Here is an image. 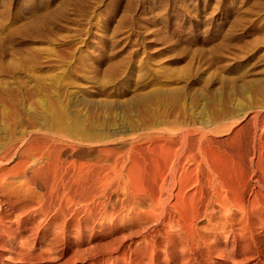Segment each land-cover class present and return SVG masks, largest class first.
Masks as SVG:
<instances>
[{
  "label": "rangeland",
  "instance_id": "rangeland-1",
  "mask_svg": "<svg viewBox=\"0 0 264 264\" xmlns=\"http://www.w3.org/2000/svg\"><path fill=\"white\" fill-rule=\"evenodd\" d=\"M250 103L264 104V0H0V139L3 141L31 132L41 136L31 141L34 149L49 146L51 142L47 140L55 137L48 131L52 122L58 117L67 121L73 114L86 120L88 128L91 123V129L104 131L105 141L94 149L100 158L109 161L128 148L122 143L123 136L150 132L154 128V116L159 114L161 127L158 125L155 131L167 123L171 128L178 125L173 122L185 121L179 125L186 123L195 129L194 141L201 137L197 144H205L209 151L216 149L219 157L223 154L226 158L220 157L223 161L228 160L235 167L240 159L241 164L247 160L250 150L247 135L251 137L254 124H264L261 122L264 107H260L254 124L243 122L247 125L245 129L242 121L239 124L242 117V113H236L239 104ZM116 119L121 121L118 123ZM231 121L237 123L232 125ZM215 122L220 123L218 128L213 127ZM115 123L122 125L119 129L132 127L133 130L122 133ZM205 123L207 128L203 126ZM168 125L165 127L169 128ZM220 127L227 131L222 133ZM197 129L206 132L200 136ZM234 129L241 134L234 133ZM4 208L6 214L0 222L13 228L10 241L5 237L4 248L14 245L21 252L34 254L51 238V226L36 231L34 226L39 220L35 218L15 224L14 210L8 211L11 208L6 205ZM198 225L206 226L204 231L209 234V244H204L200 252L192 250L193 253L183 255L166 250L159 254V259L155 256L153 263L264 264V229L258 228L252 240H244L237 232L227 238L217 235L215 230H209L211 226L203 218ZM136 228L135 223H125L102 228L95 235L87 232L73 248L84 251L91 245L121 236L124 244L130 243L133 248L141 235ZM54 258L33 262L62 264L65 257ZM0 260L17 264L14 262L18 259L15 253L4 251Z\"/></svg>",
  "mask_w": 264,
  "mask_h": 264
},
{
  "label": "bare ground",
  "instance_id": "bare-ground-1",
  "mask_svg": "<svg viewBox=\"0 0 264 264\" xmlns=\"http://www.w3.org/2000/svg\"><path fill=\"white\" fill-rule=\"evenodd\" d=\"M260 107H264V104H239V107H236V113H242L239 124L241 121L242 125L247 121L254 124ZM103 108L107 111L106 106ZM46 115H49L48 112ZM76 116L70 114L67 121H62L63 119L58 117V120L52 122L48 131L55 137L47 140L51 142H48L49 146L46 144L42 148L34 149L31 141L34 142L39 135H33L31 132H26L30 136L28 139L27 134L20 131L21 134L17 133L18 135L10 138L12 141L0 139V220L6 214L4 208L6 205L11 208L8 211L14 210L15 224L24 219L35 218L39 220L34 226L36 231L51 226V238L44 242L45 245L36 253L31 254L21 252L14 245L10 249L4 248L5 237L10 241L13 228L10 224L4 225L0 222V257L3 258V252L6 251L16 254L18 260L14 263L17 264H34L33 260L53 257H58V260L65 257L64 261L61 260L64 262L62 264H154V259L156 257L159 259V254L166 253V250L183 255L189 254L192 250L200 252L209 238L208 232L204 231L206 226L198 225L199 219L202 218L211 226L209 230H215L217 235L221 234L225 238L232 237L237 232L244 240H252L258 228L264 229V124L260 123L259 126L254 124L251 133L249 131L251 137L247 135L250 138L249 154L245 157L247 160L242 159L244 163L241 164L240 159L234 167L232 164L229 165L228 160L223 161L220 158L223 154L219 157L214 151L216 149L211 148L209 151L206 150L208 148L204 146L205 144L203 146L197 144L196 140L199 143L201 137L194 141L195 129L192 130L186 123L180 126V122H173L178 125L171 128L165 123L169 128L165 125L163 126L165 128L155 131L160 122V116L157 118L156 115L154 119L152 118L153 122L149 120L154 127L150 132L146 130L143 134L140 129V132L136 134L130 132L131 134L125 138L122 135V143L128 145V148L122 152L123 154L120 152L123 149L119 151L120 154L116 152L118 157L115 155L110 159L112 161H108L106 158H100L94 149L97 144L105 141L104 131L98 132V128L91 129L93 126L91 123L92 126L88 125L90 127L88 128L86 120L85 124L82 118ZM198 117L201 119L203 116ZM203 119L205 120V117ZM87 120L89 121L88 118ZM231 123L234 125L233 123L237 121ZM219 124L215 122L213 127L218 128ZM246 124L241 127L245 129ZM204 125L206 126V123ZM94 126L97 127L96 124ZM120 126L122 127L117 125L118 129ZM136 127L138 126L135 122ZM220 129L222 130V127ZM129 130L133 128L119 129L122 133L126 131L128 133ZM223 130L222 133L227 131ZM202 132L199 133L200 136ZM236 132L241 134V131ZM109 136L111 137L110 134ZM235 138L234 136V140ZM247 143L246 145H249ZM107 146L110 148L111 145ZM144 150L147 153L146 158L142 155L145 153ZM57 151L59 152L56 154ZM111 155L110 158L113 157ZM125 223H135L138 233L141 234L133 248L130 243L124 244L122 236L117 237L118 240L114 237L115 239L112 238L106 243L91 245L87 250H84L86 249L84 247V251H80L82 248L80 250L73 248V244L88 233L95 235L100 233L102 228ZM0 264L5 262L0 260Z\"/></svg>",
  "mask_w": 264,
  "mask_h": 264
}]
</instances>
